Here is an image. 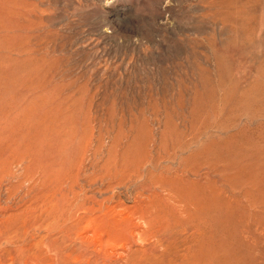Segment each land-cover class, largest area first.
I'll list each match as a JSON object with an SVG mask.
<instances>
[{"label": "rangeland", "instance_id": "obj_1", "mask_svg": "<svg viewBox=\"0 0 264 264\" xmlns=\"http://www.w3.org/2000/svg\"><path fill=\"white\" fill-rule=\"evenodd\" d=\"M9 116L18 153L33 151L0 182V264H147L132 258L158 248L141 193L194 154L221 161L236 211L226 264H264V0H0V124ZM100 205L134 225L111 231Z\"/></svg>", "mask_w": 264, "mask_h": 264}, {"label": "bare ground", "instance_id": "obj_2", "mask_svg": "<svg viewBox=\"0 0 264 264\" xmlns=\"http://www.w3.org/2000/svg\"><path fill=\"white\" fill-rule=\"evenodd\" d=\"M16 121H14V119H12L10 116H9V119H6V117L3 118V124H0V182L2 184V182L4 181L5 176L8 178L10 177V179L12 180V177H11V165L17 161V157L16 154L18 155L20 152H24V151H31V149H24V151H19L18 147L19 145L21 144L20 140H22V138H24V135L22 134H19L17 132V127H16ZM20 130V129H19ZM214 142V141H213ZM178 144V143H177ZM34 146V145H33ZM177 146V145H176ZM179 148V147H178ZM220 148V147H219ZM33 151V149H32ZM36 153V152H34ZM34 153L32 154L33 158H34ZM28 154V153H27ZM39 154V153H38ZM26 156V154H24ZM168 156L167 157H170L169 154H167ZM196 154L194 155H191V156H188L184 158V166L182 168L181 166V169H180V172L179 169L175 172L174 169L173 171L171 170H168L165 171L164 168L162 171H158V173H154L153 175H151L152 177H154L155 179V185L153 186L151 183L150 185H152V192L149 194L148 197L146 198H143L142 196V193H141V206H144V208L148 209L149 212H148V215H149V218H145V222L148 224V226L151 228L150 230L148 229L147 230V234H149L152 238H155L154 239V244L153 246L157 245L158 248L156 247H151L149 245V249H146L145 248H141V249H137V252H135V250L133 251L135 254L133 255L132 258L136 257V256H139V259L136 258L135 261H139L138 263H140L141 261H145L147 264H226V261L224 260V253L226 252V250H230L231 251V239H234L236 240V234L232 232V235L235 237H232L231 233H230V229L229 227L232 226V224L230 225L229 224V227L228 225H226V222L225 221V212H226V207H227V210L230 212H236V211H232V209H228V204L227 203V200H226V203H225V197L226 195L225 192L222 191V186L221 184V181H222V164H221V161L217 158H213V157H209L208 155L206 156H195ZM23 156V155H22ZM29 156V154H28ZM31 156V154H30ZM173 156V155H172ZM21 157V156H20ZM177 157V156H176ZM174 160H175V157H173ZM172 158V159H173ZM180 157H178L179 159ZM24 159V157H23ZM21 159H19V163L21 165ZM27 160V159H25ZM32 160V159H30ZM30 160H27L28 162ZM155 160V159H154ZM154 160H150L149 163L150 164H157V162H155ZM148 161V160H146ZM179 161V160H178ZM182 161V162H183ZM25 162V161H24ZM175 162V161H174ZM181 162V163H182ZM17 163V162H16ZM15 163V166H18L17 164ZM23 163V161H22ZM33 163L30 161V164ZM180 163V164H181ZM28 165V163H26ZM25 164V165H26ZM147 164V163H146ZM173 164V163H172ZM177 164V163H176ZM34 165V163H33ZM32 165V166H33ZM161 165V164H160ZM14 166V167H15ZM22 166V165H21ZM31 166V165H30ZM42 166V165H41ZM44 166V165H43ZM152 166V165H151ZM165 166V165H164ZM172 166V165H171ZM46 167V165H45ZM44 167V168H45ZM117 167H119L117 165ZM116 167V172L117 174H119V176L121 177L122 173L121 171H119ZM165 167V168H167ZM204 167H207L208 170H211L213 171V174L216 175L215 178H211V175H206L204 176V180L203 181H199L198 177L201 175V173L203 172L202 169H204ZM9 168V170H8ZM19 168V167H18ZM18 168H16L18 170ZM33 168V167H32ZM39 169H41V172H42V168L38 167ZM38 168H36L38 170ZM121 167H119L120 169ZM158 168V167H157ZM172 168V167H171ZM170 168V169H171ZM20 169H22L20 167ZM47 169V168H46ZM122 169V168H121ZM176 169V168H175ZM239 169V168H238ZM8 170V171H7ZM15 170V168H14ZM13 170V171H14ZM159 170V169H158ZM11 171V172H10ZM23 171V170H22ZM39 171V170H38ZM44 172H46L45 170H43ZM111 171V170H110ZM127 171V170H126ZM135 171V170H134ZM19 172V171H18ZM17 172V173H18ZM40 172V171H39ZM14 173V172H13ZM37 173V172H36ZM49 173V172H48ZM115 173V172H114ZM111 174L112 177L115 175V174ZM121 173V174H120ZM16 174V172H15ZM23 174V173H22ZM44 174H47V173H44ZM136 174V173H135ZM203 174V173H202ZM248 174V173H247ZM14 176V175H13ZM18 176V175H17ZM16 177V176H15ZM14 177V178H15ZM20 177V175L18 176V178ZM104 177V176H103ZM116 177V176H115ZM118 177V175H117ZM148 177V176H147ZM249 177V176H248ZM4 178V179H3ZM17 178V179H18ZM109 178V175L108 177ZM130 178V177H129ZM235 178V177H233ZM244 178V177H243ZM247 178V177H246ZM9 179V182H11ZM104 179H106L104 177ZM146 179V177H145ZM152 179V178H150ZM219 179V180H218ZM3 180V181H1ZM16 180V179H15ZM111 176L109 179H107L106 181H108V183L111 181ZM129 180V179H127ZM126 180V181H127ZM148 180V179H147ZM238 180V179H237ZM254 180V179H253ZM252 180V181H253ZM125 181V180H124ZM230 181V180H229ZM246 181V180H245ZM6 182H8V179L6 180ZM5 183V181H4ZM115 183V182H114ZM142 183V182H141ZM148 183V182H147ZM235 183V182H234ZM246 183V182H245ZM0 184V185H1ZM135 184V183H134ZM236 184V183H235ZM249 184V183H248ZM116 185V184H115ZM123 185V183L121 184ZM229 185V184H228ZM21 186V185H20ZM119 186V185H118ZM124 186V185H123ZM246 186V185H245ZM1 187V186H0ZM8 187V186H7ZM62 187V186H61ZM61 187H57L56 188H61ZM114 187V186H113ZM121 187V186H120ZM238 187V186H237ZM6 188V187H5ZM65 188V186L63 187ZM61 188V189H63ZM67 188V187H66ZM116 188V187H115ZM151 188V189H152ZM239 188V187H238ZM8 189V188H6ZM10 189V188H9ZM8 189V192L11 193ZM12 189V187H11ZM60 189V190H61ZM71 189V187H69V190ZM237 189V188H236ZM51 190V189H50ZM52 190L54 191V189L52 188ZM56 190V189H55ZM64 190V189H63ZM68 188L64 191V192H67ZM80 190V189H79ZM158 190L159 191H163L166 193L167 196L165 197H162L159 193H158ZM46 191V190H45ZM49 191V190H47ZM53 191H49L47 193L49 194H52ZM59 191V190H57ZM56 191V192H57ZM75 191V190H73ZM6 192V190H5ZM30 192V191H29ZM32 192V190H31ZM44 192V191H42ZM51 192V193H50ZM55 192V191H54ZM60 192V191H59ZM146 192V191H144ZM149 192V191H148ZM233 192V191H232ZM244 192V191H243ZM45 193V192H44ZM45 193V194H47ZM85 193V192H84ZM49 194H47L49 196ZM57 194V193H56ZM61 194H64L63 191ZM67 194V193H65ZM64 194V195H65ZM78 194V193H76ZM145 194V193H144ZM11 195V194H10ZM37 195H40V194H37ZM55 195V193L53 194ZM82 195H83V192H82ZM165 195V194H164ZM43 197L45 195L41 194L40 197ZM52 196V195H51ZM77 196V195H75ZM80 195H78L77 197L79 198ZM86 196V195H85ZM84 196V197H85ZM113 196V195H112ZM36 197V196H35ZM38 197V199L40 198ZM47 196H45L46 198ZM53 197V196H52ZM87 197V196H86ZM230 197V196H228ZM26 198V197H25ZM44 198V197H43ZM44 198V199H45ZM69 198V197H68ZM67 198V199H68ZM71 198V197H70ZM76 198V197H74ZM227 198V197H226ZM11 199V198H10ZM36 199V198H35ZM37 199V200H38ZM42 199V200H44ZM48 199V198H47ZM50 199V198H49ZM46 200V201H50V200ZM56 199V198H55ZM54 198L52 199V203L54 202V205L56 206L55 200ZM61 199V198H60ZM77 199V198H76ZM80 199V198H79ZM78 199V200H79ZM83 199V197H82ZM246 199V198H245ZM42 200L41 203H42ZM86 200V199H84ZM104 200V199H102ZM106 200H108L106 198ZM231 199H228V201H230ZM239 200V199H238ZM40 201H37V202H40ZM57 201H60L59 199ZM66 201V200H65ZM74 201V200H73ZM73 201L72 204L73 205ZM82 201V200H81ZM80 201V202H81ZM87 201V200H86ZM105 201V200H104ZM234 200L230 201V205L231 203H234L233 202ZM48 202H44V204L48 203ZM51 202V201H50ZM70 202V200H69ZM77 202V201H76ZM85 202V201H84ZM82 203V204H85V203ZM138 202V201H137ZM240 202V201H239ZM239 202H236V203H239ZM51 203V204H52ZM235 203V204H236ZM40 204V203H39ZM43 204V203H42ZM43 204V205H44ZM45 204V209L46 210V207H47V210L51 209V204H50V208ZM49 204V203H48ZM81 204V205H82ZM91 204H92V201H91ZM96 204V203H95ZM101 204V203H100ZM107 204V203H106ZM69 205V204H68ZM94 205V203H93ZM98 205V204H97ZM103 205V204H102ZM100 205L98 206L99 208L97 210H99L98 212L100 213L101 211V217H100V221L101 222H105L109 227L111 228V231H117V230H126V225L129 223L130 221V215L128 214L127 217L126 215L125 216H115V215H111L110 214V210L112 211H116L114 210L115 208L111 206V208L109 209L106 205H104V208L103 206ZM139 205V204H138ZM137 205V206H138ZM234 205V204H233ZM237 205V204H236ZM234 205L236 208L237 206ZM57 206H58V203H57ZM56 206V207H57ZM60 206V205H59ZM59 206L56 208V211L55 209H51L52 212L54 210V212H56V216H58L57 218L58 219H62L61 222H63V219H64V222H65V219L66 218H63V216H61L62 218H60L58 215V212H57V209L59 208ZM67 206V205H65ZM70 206V205H69ZM74 206H78V205H75ZM96 206V205H94ZM93 206V207H94ZM140 206V207H141ZM44 207V206H42ZM54 207V206H53ZM76 207L74 208L75 211H73L72 209H70L71 213L73 212V214H71L74 218L75 216V212H76ZM80 207V206H79ZM79 207L77 210H79ZM83 207V206H82ZM89 207V206H88ZM92 207V208H93ZM110 207V206H109ZM136 207V206H134ZM66 208V207H65ZM70 208V207H69ZM73 208V207H72ZM84 208V207H83ZM96 209V207H94ZM139 208V207H138ZM136 208V209H138ZM143 208V207H142ZM142 208H141V211H142ZM143 208V210H144ZM180 210V213L179 211L177 210ZM234 208V207H233ZM235 208V209H236ZM128 209V208H127ZM135 209V208H134ZM135 209V210H136ZM48 210V211H49ZM50 210V212H51ZM61 209H59L60 211ZM69 210V209H68ZM84 210V209H83ZM125 210V209H123ZM245 210V209H244ZM85 211V210H84ZM96 211V210H95ZM94 211V212H95ZM111 211V212H112ZM128 211H134L133 209L129 210ZM240 211V210H239ZM247 211V210H246ZM46 212V211H45ZM51 212V213H52ZM61 212V211H60ZM67 212V211H66ZM79 212V211H78ZM97 212V213H98ZM118 213V211H116ZM125 212V211H124ZM127 212V211H126ZM135 212V211H134ZM138 211H136L135 213H137ZM144 212V211H143ZM142 212V213H143ZM147 212V211H145ZM49 213V214H51ZM92 213V212H91ZM98 213V215H99ZM120 213V211H119ZM129 213V212H128ZM134 213V214H135ZM138 213H141L140 210ZM137 213V214H138ZM178 213V214H177ZM48 214V215H49ZM83 214V213H82ZM85 214V213H84ZM126 214V213H125ZM133 214V213H132ZM133 214V216H134ZM227 214V212H226ZM54 216V214H52ZM97 215V216H98ZM123 215V214H121ZM140 215V214H139ZM179 217H178V216ZM183 215V217H182ZM236 215V214H235ZM234 215V216H235ZM52 216V217H53ZM93 216V215H92ZM132 216V218L134 219V217ZM135 216H137L135 214ZM233 216V213L231 215V217ZM234 216L232 218H234ZM241 216V215H240ZM82 217V216H81ZM94 217V216H93ZM96 217V216H95ZM229 217V215H228ZM231 217H229L231 219ZM239 217V216H237ZM256 217V216H255ZM72 218V217H71ZM142 218V216H141ZM143 218V219H144ZM227 218V217H226ZM241 218V217H240ZM52 219V218H50ZM54 219V218H53ZM56 219V218H55ZM69 219H70V216H69ZM68 219V221H69ZM79 219V218H78ZM89 219V218H88ZM91 219H93L91 217ZM96 219V218H94ZM93 219V220H94ZM138 219V217H137ZM228 219V218H227ZM236 219V216L235 218ZM242 219V218H241ZM57 220V219H56ZM56 220H53V221H56ZM80 220H83L80 218ZM80 220H77L76 218V221L78 223V221L80 222ZM93 220H91L93 222ZM147 220V221H146ZM67 221V219H66ZM90 221V220H89ZM97 221V219H96ZM131 221H134L131 219ZM139 221V220H138ZM243 221V220H242ZM60 222V224H61ZM71 222V221H70ZM230 222V221H229ZM244 222V221H243ZM59 223V222H57ZM67 224V222H65ZM69 223V222H68ZM76 223V222H75ZM82 223V221H81ZM80 223V224H81ZM87 223L88 220H87ZM100 223V222H99ZM135 223H139V222H135ZM232 223V222H231ZM59 224V225H60ZM130 224V223H129ZM132 226L134 225L133 223H131ZM130 224V225H131ZM234 224V223H233ZM62 225V224H61ZM60 225V226H61ZM76 225V224H75ZM74 227H78V226H75ZM78 225V224H77ZM98 225V224H97ZM100 225V224H99ZM136 225V224H135ZM138 225V224H137ZM142 225H144L142 223ZM58 226V224H57ZM63 226V225H62ZM65 226V225H64ZM70 225L68 224V227ZM73 226V224H72ZM80 226V225H79ZM131 226V228H132ZM147 226V225H146ZM235 226V225H234ZM233 226V227H234ZM239 226V225H238ZM236 225V227H238ZM67 227V228H68ZM71 227V226H70ZM100 227V226H99ZM108 227V229H109ZM154 227V228H153ZM73 229V227H71ZM139 228V226H138ZM235 228V227H234ZM240 228V227H239ZM60 229V227H59ZM64 229V227H63ZM62 229V230H63ZM66 229V227H65ZM70 229V228H68ZM70 229V230H72ZM75 229V228H74ZM94 229V228H93ZM99 229V228H98ZM106 229V227H105ZM147 229V228H146ZM61 230V231H62ZM134 230H135V227H134ZM191 231V234L188 235L189 237H186V239L182 238L183 240H181L182 242V249L179 247V243L177 242V237L181 236L180 235V231ZM239 230V229H238ZM67 231V230H66ZM97 231V230H96ZM103 230H100V233H102ZM131 231V230H130ZM129 231V232H130ZM139 231V230H138ZM133 232V230L131 231ZM130 232V233H131ZM146 232V231H145ZM64 233V232H63ZM67 233V232H66ZM103 233H105V231H103ZM109 233V232H108ZM107 233V234H108ZM122 233V231H121ZM124 233H127V232H124ZM124 233L122 234V236L124 235ZM144 233V231L142 232ZM179 233V234H178ZM184 233V232H183ZM106 234V236H107ZM146 233L144 235H146L145 237H147ZM65 236L67 234H64ZM127 235V234H125ZM143 235V234H142ZM105 236V237H106ZM128 236V235H127ZM133 236V234H132ZM140 236H141V231H140ZM148 236V237H150ZM186 235H184L185 237ZM111 237V236H110ZM135 237V240H136V236ZM138 237V235H137ZM183 237V235H182ZM107 238V237H106ZM113 238H115L113 236ZM142 238V236L140 237V239ZM151 238V241L153 240ZM180 238V237H179ZM112 239V237L110 238V240ZM124 239V237L122 238ZM130 239V238H129ZM149 239V238H147ZM188 240H190L189 243H192L191 244H188ZM109 240V236H108V239L107 241ZM179 240V239H178ZM114 241V240H113ZM113 241L111 243H113ZM127 241V240H126ZM126 241H123V242H126ZM137 242H141L140 240H136ZM147 241V240H146ZM149 241V240H148ZM134 242V241H132ZM131 242V243H132ZM150 242V241H149ZM148 242V243H149ZM180 242V240H179ZM241 242V241H239ZM130 243V244H131ZM142 243V242H141ZM151 243V242H150ZM235 243H237L235 241ZM100 244V243H99ZM122 244V242H121ZM125 244V243H124ZM233 244V243H232ZM135 245H136V242H135ZM144 245V244H143ZM152 245V244H151ZM188 245H191L188 246ZM113 246V245H112ZM124 246V245H123ZM131 245H129L130 247ZM139 246V245H138ZM141 246V245H140ZM145 246V245H144ZM193 246V247H192ZM233 246V245H232ZM251 247V246H250ZM121 248H122V245H121ZM126 248V247H125ZM135 248V247H134ZM140 248V247H139ZM181 249V253H180V249ZM235 248V247H234ZM115 249V248H114ZM117 249V248H116ZM127 249H128V246H127ZM136 249V248H135ZM187 249V252H188V255L184 252L185 250ZM236 249V248H235ZM251 249V248H250ZM253 249V248H252ZM132 250V249H131ZM105 251V250H104ZM126 251V250H124ZM129 251V250H128ZM233 251H236V250H233ZM122 252V251H121ZM120 252V254H121ZM130 252V251H129ZM232 252V251H231ZM108 253V252H107ZM110 253V252H109ZM132 253V252H130ZM235 253V252H234ZM116 255V254H115ZM118 255V254H117ZM124 254H122L123 256ZM236 255V254H235ZM126 256V255H125ZM121 257V256H120ZM124 257V256H123ZM226 257V256H225ZM228 257V255H227ZM239 257V256H238ZM132 258L130 260H132ZM233 258V257H231ZM117 259V257H116ZM122 259V258H121ZM125 259V258H124ZM135 259V258H134ZM129 260V259H128ZM228 260V258H227ZM233 261V260H232ZM121 262V260H120ZM133 262V261H132ZM239 263V262H238ZM124 264H128L127 263H124ZM131 264V263H129ZM133 264V263H132ZM142 264V263H141ZM228 264H231L228 263Z\"/></svg>", "mask_w": 264, "mask_h": 264}]
</instances>
